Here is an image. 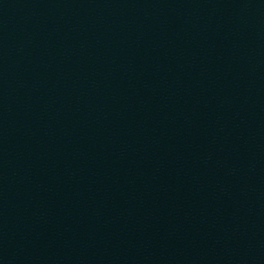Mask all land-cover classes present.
I'll return each mask as SVG.
<instances>
[{"label": "water", "instance_id": "obj_1", "mask_svg": "<svg viewBox=\"0 0 264 264\" xmlns=\"http://www.w3.org/2000/svg\"><path fill=\"white\" fill-rule=\"evenodd\" d=\"M0 140L264 165V0H0Z\"/></svg>", "mask_w": 264, "mask_h": 264}]
</instances>
